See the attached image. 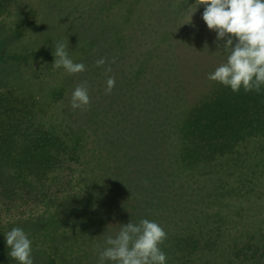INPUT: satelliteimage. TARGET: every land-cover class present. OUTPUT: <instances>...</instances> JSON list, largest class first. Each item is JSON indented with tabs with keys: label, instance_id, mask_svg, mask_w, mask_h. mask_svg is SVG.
Instances as JSON below:
<instances>
[{
	"label": "rangeland",
	"instance_id": "obj_1",
	"mask_svg": "<svg viewBox=\"0 0 264 264\" xmlns=\"http://www.w3.org/2000/svg\"><path fill=\"white\" fill-rule=\"evenodd\" d=\"M0 2V93L18 95V107L32 108L26 116L76 144L79 156L74 187L24 216L1 214L0 236L22 228L34 264H98L108 236L148 219L167 232V264H253L238 252L264 235V134L211 160H182L180 121L227 89L207 78L228 52L204 5L187 23L196 0ZM60 41L87 71L53 67ZM100 58L115 62L97 67ZM109 66L116 85L106 95ZM83 81L90 107L73 110ZM66 172L55 165L43 183L55 186ZM4 264L18 262L9 255Z\"/></svg>",
	"mask_w": 264,
	"mask_h": 264
},
{
	"label": "trees",
	"instance_id": "obj_2",
	"mask_svg": "<svg viewBox=\"0 0 264 264\" xmlns=\"http://www.w3.org/2000/svg\"><path fill=\"white\" fill-rule=\"evenodd\" d=\"M19 101L12 92L0 93V215L24 216L36 204L44 205L47 198L68 193L74 187L75 164L79 162L76 144H67L47 126L37 124L34 117L26 116L32 108L26 112L17 106ZM194 110L178 126L182 160L188 165L211 160L241 140L264 134V86L259 94L245 93L242 88L234 93L227 87L221 94L207 96ZM239 115L243 117L237 119ZM154 122L149 121L147 128L150 139ZM55 165H62L67 174L61 183L47 186L43 180ZM2 238L6 240L0 236V264L9 256ZM238 253L248 262L264 264V235L262 240L246 243Z\"/></svg>",
	"mask_w": 264,
	"mask_h": 264
},
{
	"label": "clouds",
	"instance_id": "obj_3",
	"mask_svg": "<svg viewBox=\"0 0 264 264\" xmlns=\"http://www.w3.org/2000/svg\"><path fill=\"white\" fill-rule=\"evenodd\" d=\"M204 5L202 18L208 29L217 33L216 40H224L223 50L228 52L227 60L208 75V80L229 87L238 93L261 92L264 86V0H196L195 10ZM235 39V44H234ZM69 43L63 41L54 45V68H61L70 75L87 71L84 63L74 62L68 53ZM207 47V45L205 46ZM108 62L106 58L95 61L97 67ZM111 67H106L105 94L110 95L116 85L114 76H109ZM91 97L87 81L77 85L71 96L73 110L90 107ZM147 183V181H145ZM9 255L18 264H34L32 243L28 234L20 227H13L6 234ZM167 239V232L157 222L142 219L139 223L129 222L120 227L115 237L108 236L103 250L99 251L98 264H167V254L161 245Z\"/></svg>",
	"mask_w": 264,
	"mask_h": 264
}]
</instances>
